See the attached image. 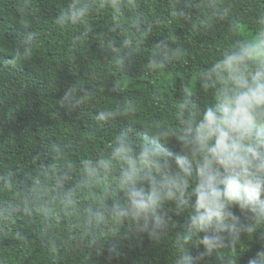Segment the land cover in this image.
Segmentation results:
<instances>
[{"label":"trees","instance_id":"1","mask_svg":"<svg viewBox=\"0 0 264 264\" xmlns=\"http://www.w3.org/2000/svg\"><path fill=\"white\" fill-rule=\"evenodd\" d=\"M73 2L0 0V264H177L185 250L193 264L255 259L264 219L247 209H231L237 231L211 252L205 233L184 242L191 209L174 202L151 236L110 215L124 198L119 166L90 179L82 162L108 157L122 132L138 151L212 105L201 74L264 27V0H117L118 12L79 0L83 20L58 24ZM159 142L181 153L175 137Z\"/></svg>","mask_w":264,"mask_h":264},{"label":"clouds","instance_id":"2","mask_svg":"<svg viewBox=\"0 0 264 264\" xmlns=\"http://www.w3.org/2000/svg\"><path fill=\"white\" fill-rule=\"evenodd\" d=\"M105 3L119 11L117 0H102L101 6ZM88 11L87 5L74 0L57 23H80ZM180 54L176 50L175 55ZM201 78L205 90H214V103L203 111L190 110L188 118L180 121L183 127L146 136L138 151L122 132L108 157L84 160L82 167L93 179L119 166L117 183L124 198L110 209L116 222L128 220L139 231L155 236L170 219L165 205L174 202L181 211L191 209L184 242L205 233L199 243L211 252L222 243L217 234L237 231L234 207L247 209L258 221L264 219L260 199L264 193V27L252 39L237 41ZM118 114L119 109L102 112L99 118ZM169 137L182 146L180 154L174 155L159 142ZM96 217L104 218L101 212ZM177 264H193L187 250ZM247 264H264V251Z\"/></svg>","mask_w":264,"mask_h":264}]
</instances>
